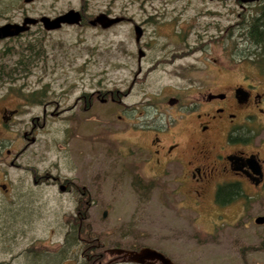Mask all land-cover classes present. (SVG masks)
Wrapping results in <instances>:
<instances>
[{
  "label": "rangeland",
  "instance_id": "1",
  "mask_svg": "<svg viewBox=\"0 0 264 264\" xmlns=\"http://www.w3.org/2000/svg\"><path fill=\"white\" fill-rule=\"evenodd\" d=\"M42 1L0 0V22L3 14H17L21 11L20 6L33 11ZM66 1L58 0V3ZM104 1L93 0L94 11L100 9ZM112 3L113 13L130 16L144 26L139 44L145 54L139 67L132 25L125 20L105 29L84 25L45 30L40 25H31L18 38L0 40V60L9 64L16 55L1 52L6 46L15 49L16 44L39 34L43 35L44 41L41 60L29 71L16 73L13 79H2L0 83L38 85L49 82L51 92L55 93L73 84L68 91L67 103L74 95L86 90H100L106 97L105 101H100L93 96L86 111L88 117H82L79 112L77 123H72L74 133L66 143L59 129L60 124L63 125L60 121L37 128L36 141L20 154L17 162L59 172L77 179L79 184H93L89 187L94 201L81 225L91 226L92 236L99 237L100 241L107 242L111 237H119L118 232L130 230L126 237L153 246L180 264H264V224L249 222L245 227H237L232 235L222 236L221 244L209 245L204 243L206 235L203 237L201 216L197 215L199 208L191 203L181 206L176 201L181 192L172 198L166 183H161L157 197L140 201L130 186H121L119 182L126 165L132 174L151 177L146 166L130 167L131 160L133 162L147 145V138L132 130L131 122L141 118L139 111L147 116L155 115L154 109L166 117L167 113H172L167 98L181 95L189 72L193 75L205 72L208 77L213 76L214 81L222 82L240 80L244 73L252 75L254 83L264 80V76L258 75L264 72V63L260 58L256 62L245 55L249 45L246 35L238 28V22L243 21L244 16L254 14V9L264 0L245 3L237 0H130L121 11L118 9L120 0H112ZM229 69L231 74L226 72ZM5 92V88H0L1 94ZM9 98L5 97L0 104L10 106L13 101ZM79 103L75 108H80ZM148 103H155L158 108L146 107ZM28 108L37 113L40 107L31 104ZM21 118L28 121V114L14 117L1 130L4 137L12 134L15 137L0 149V181L11 186L18 180L30 179L28 171L9 164L13 152L10 155L5 152V148L23 143L19 138L20 131L28 125L20 122ZM88 130L91 131L86 133ZM130 152L133 154L128 161ZM73 162L78 163L77 167ZM160 179L166 180V176ZM8 194L4 196L0 189V202H5L2 206L7 205L13 193ZM33 199H23L24 207L13 216L0 215V264H54L53 261L45 263L44 259H34L25 251L26 247L33 250L43 242L45 248H51L62 241L67 222L76 223L77 219L70 218L68 213L69 210L74 212L75 203L67 199H62L61 203L46 201V213L38 219L36 214L41 212L42 201ZM27 208L31 223L35 226L42 223L44 229L11 234L10 227L20 223L18 219ZM103 209L107 210L105 216L101 215ZM242 210L249 216L262 213L264 203H245ZM54 211L59 212L57 219ZM106 230H114L116 234L111 235L112 231Z\"/></svg>",
  "mask_w": 264,
  "mask_h": 264
},
{
  "label": "flooded vegetation",
  "instance_id": "2",
  "mask_svg": "<svg viewBox=\"0 0 264 264\" xmlns=\"http://www.w3.org/2000/svg\"><path fill=\"white\" fill-rule=\"evenodd\" d=\"M22 1L27 3L33 0ZM127 1L130 0H120L119 11L126 8ZM257 1L259 0L251 2ZM20 7L21 11L17 14L12 16L3 14V21L0 24L20 23L26 16L39 18L45 15L52 18L68 9L77 11L79 20L73 23L62 22L55 29L63 26L84 25L105 29L125 20L131 23L133 30V24L136 23L130 16L113 13L112 0H105L103 6L97 11H94L93 0H74V2L67 0L61 4L58 0H43L39 8L33 11ZM99 12L109 16L119 15L122 19L106 27L98 23L90 24L89 19ZM31 25L41 26V22L37 20L29 24L28 29ZM139 25L141 33L138 40H134L137 44L136 59L137 49L142 50L139 39L144 34V26ZM27 30L0 38V40L18 38ZM142 52L137 59V66L145 54L143 50ZM10 62L13 64V58ZM257 70L259 71L258 68ZM231 71L229 69L226 72L231 74ZM261 73L258 75L263 77L264 72ZM240 77V80L226 79L227 81L222 82L214 81L213 76L208 77L205 72L197 75L189 72L181 95H169L170 101L167 98L168 107L172 109V113H167V117L158 109H154L157 119L154 113L147 116L139 111L141 118L132 121L131 128L138 131L139 136L147 138V145L142 147L143 149L133 162L131 160L130 167L146 166L151 177L142 178L139 173L132 174L131 169H128L126 165L124 173L120 174L122 178H118L121 180L119 181L121 186H130L131 191L139 195L140 201L142 198L152 200L154 196L157 197L161 183H166L172 198L175 193L181 192L176 201L181 206L191 203L199 208L197 215L201 216L203 237L206 235L204 243L209 245L221 244L222 236L232 235L237 227H245L249 222L264 224V212L249 216L242 210L245 203H264V87L260 86L261 83L264 85V80L254 83V77L245 73ZM11 79L13 78H8V80ZM50 86L49 82L38 85L12 81L0 83V88L6 90L5 93H0V101L8 96L10 97L8 100L13 101L10 106L0 104V149L10 139H15L13 134L4 137L1 130L7 123L13 121L14 117L28 114V121L22 118L20 121L28 125L20 131L19 138L23 143L17 147L5 148V152L8 155L13 152L9 160L11 166L20 167L30 174V179L18 180L14 186L7 184L6 181H0V189L4 196L9 195L10 192L13 193L10 195L9 202L6 200V206L1 205L5 202H0V215L13 216L21 212L25 205L22 202L23 199L31 197H34L33 201H42L41 212L36 214L38 219L44 217L43 214L46 213L44 203L46 201L61 203L62 199H67L75 203L74 212L69 210L68 213L70 212V218H76L77 221L76 223L67 222L62 241L54 243L50 246L51 248H45L46 245L43 242L33 250L28 249L27 246L25 251L34 259H44L45 263L53 261L54 264H180L163 251L139 242L137 239L126 237L130 230L118 232L119 237H111L107 242L92 236V227L88 225L84 227L81 224L82 220L87 218L89 208L94 201L91 194L93 191L89 187L93 184H79L77 179L68 178L59 172L54 173L50 169L17 162L20 154L36 141L37 128H42L51 121H60L63 125L60 124L59 129L61 128L62 139L66 143L74 133L72 125L74 122L77 123L79 112L82 117L86 115L93 96L100 101L106 99L105 93L100 90H86L74 95L67 103L70 96L68 91L73 84L66 85L58 93L51 92ZM78 103L80 108H75ZM31 104L40 107L37 113L29 110L28 106ZM145 106L157 107L155 103H148ZM131 154L133 153H128L126 160L131 159ZM73 164L76 167L78 165L77 162ZM87 169L90 171L89 166ZM127 174L130 178H126ZM162 176H166V180L160 179ZM28 211H30L28 208L25 212L22 211L18 225L9 224L12 225L11 234H25L44 229L42 223L40 226L31 223ZM61 212L63 216V211ZM106 212L107 210L103 209L101 215L105 216ZM58 213V211L53 212L55 219L58 218ZM257 216H263V219L256 222ZM57 229L59 231L61 227ZM111 231V235L116 234L114 230H106L108 233ZM144 247L153 248L163 256L147 257L138 253Z\"/></svg>",
  "mask_w": 264,
  "mask_h": 264
},
{
  "label": "trees",
  "instance_id": "3",
  "mask_svg": "<svg viewBox=\"0 0 264 264\" xmlns=\"http://www.w3.org/2000/svg\"><path fill=\"white\" fill-rule=\"evenodd\" d=\"M238 28L242 29L240 33L246 35L249 45L245 55L249 59L256 61H264V3L254 9V14L244 16V20L238 22ZM1 52L15 53L13 64L0 60V81L2 79L12 78L16 73L29 71L44 54L43 35L34 36L26 39L23 43L12 46H6Z\"/></svg>",
  "mask_w": 264,
  "mask_h": 264
},
{
  "label": "water",
  "instance_id": "4",
  "mask_svg": "<svg viewBox=\"0 0 264 264\" xmlns=\"http://www.w3.org/2000/svg\"><path fill=\"white\" fill-rule=\"evenodd\" d=\"M28 1V0H26ZM240 3L245 2H251L254 0H237ZM122 19V16L114 15L109 16L105 13L99 12L93 16V18L89 19L90 24L98 23L102 27H106L116 21H119ZM37 20L41 22V27H43L46 30L49 29H55L57 28L60 23L67 22V23H73L77 22L79 20V16L77 11L73 9H68L67 11L63 12L62 14L56 15L52 18L42 15L39 18L26 16L24 19L20 22H5L0 24V38L15 35L21 31L27 30L29 27V24L35 23ZM133 33H134V40H138L140 33H141V27L139 24L134 23L133 24ZM142 50L140 48L137 49V59L142 55ZM171 98H168V101H170ZM104 214V211H103ZM263 219V216H257L255 218V221H261ZM138 253L147 256V257H153L154 255L163 256L160 252L154 250L150 247H144L142 248ZM168 260V259H167Z\"/></svg>",
  "mask_w": 264,
  "mask_h": 264
}]
</instances>
